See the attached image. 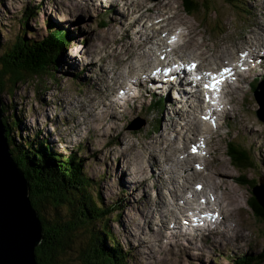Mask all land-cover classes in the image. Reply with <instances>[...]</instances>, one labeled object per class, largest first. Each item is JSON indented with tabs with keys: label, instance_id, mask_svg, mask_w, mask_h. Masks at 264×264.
<instances>
[{
	"label": "rangeland",
	"instance_id": "374dc122",
	"mask_svg": "<svg viewBox=\"0 0 264 264\" xmlns=\"http://www.w3.org/2000/svg\"><path fill=\"white\" fill-rule=\"evenodd\" d=\"M61 1L65 2L66 0H0V46L4 45L6 38L9 39L19 33L21 34L22 29H26L25 36L29 39L47 37L49 26L63 30L62 36H67L66 39L68 40L65 47H63L65 42L59 45L56 50L57 57L54 58L57 60V58L61 57L62 61H64L62 62L63 65L56 61L54 65L52 64L53 66L50 65V68L42 76L26 75L16 83L9 82L8 76H3L2 81L5 84L0 94L3 106L2 117L10 122L8 135L13 137L14 143L23 146L22 144H25V141L27 142V136L39 140L38 134L42 137L43 135H48L49 138L47 137L46 140L52 146L51 152L61 156L72 154L76 162L82 164V174L89 180L90 191L94 195L100 196L103 204H109L114 208V211L105 220L106 228L111 231L112 236L119 242L122 250L126 251L127 264H233L230 257L239 258L244 254L249 255L250 259H255L254 261L257 264H264V220L254 215L248 203L252 193L250 189L238 182L239 180L253 181L256 186H261L262 183L264 185V128L261 130L260 127L253 126L252 128L247 127V131L239 130V128H244L243 123L237 126L236 121L232 117V111L222 119L224 126L220 132V140L218 138L219 144L216 140H213L214 145L216 143L219 147L217 149L219 154L218 170L223 173L215 168H211V173L213 175H216V172L219 175L222 174V176L229 175L228 178L224 179L229 182L227 186L232 194V200L238 204L237 210L232 209V211L234 214L236 213L238 225H243L244 232H249L250 236L241 238V246L238 249L233 248L235 246L234 240L230 248L226 247L223 241L212 244L205 238V241L200 240L195 243L190 238L191 236L187 240H183L185 250L179 255L169 250L173 244H167L165 254L157 256L147 254V249L142 248L141 244H139L140 236L137 226L140 217H142L141 212L144 213V210H152L154 217L151 218L158 220L155 216V211H153L155 190L151 186H148V188L140 186L142 183L141 176H138L135 171L129 174L132 178L129 181L124 175L127 168H121V164L127 163L125 154L130 155L135 150L138 151V155H142V160L144 157L149 158L152 155H156L154 148L152 150H144L139 145H148L151 142L149 141L150 138L153 136L152 140L155 142L156 136L165 127V121L162 118L166 116L167 112L160 111V108L168 100L165 94L168 86L163 85L161 89L157 90L152 84L148 83V88H145L140 84H131V81L127 80L128 82H125L123 87H127V84L128 86L130 85V94H141L139 100H127L123 98L124 91L120 90L121 93L118 91L114 100L122 102V107H118L115 110L112 109V111H114L115 116L121 115L115 119V123H111L114 126L110 127V129L102 130L101 127L97 128L96 125L99 121L96 119L95 111L87 113L85 110H81L80 102L74 101V99L77 98L78 100L82 98L81 96L84 92L92 90L100 92L97 94L96 97L98 99L93 106L98 105L101 101L108 102L110 97V95L108 97V94L115 90L112 87L113 90L107 94L106 87H110L108 83L113 81L114 85L117 84L118 77H123L127 71L136 66L133 60L136 56L128 57L126 55V47L131 46L132 43L127 40L120 42V40H117V36L121 35L122 27L127 28L126 32L130 28L128 34L131 35H142V31H146L144 30L145 26L141 27L139 31L134 30L139 27L136 28L135 23H132L134 18L131 13L137 9L136 7H138L140 1L120 0L118 4L114 5L115 0H90L94 4H99L94 9H89L83 3L72 0L78 8L71 10L65 9V6L60 4ZM172 1L178 4V8L183 15L200 27L201 32L204 31L202 33L209 38L210 42H214L220 37L239 36L252 18L251 7H253L255 14H260L264 10L262 0H193L194 5L198 6L195 10L189 12L188 15V11L184 7L187 0ZM109 4H113V7H108ZM29 5L39 6V10L36 11L34 16L29 17L27 24L19 25L14 18H20L24 7ZM160 9L161 6L159 5L157 10ZM134 12L136 13V11ZM148 24L146 22V27ZM225 27L230 32L225 31ZM112 29L119 30L117 36L113 35V38L109 34ZM187 33L189 34L188 39L192 40V42L197 39L191 35L189 30H187ZM151 47L154 46L151 45ZM141 50H138L139 54H141ZM62 52L71 59L72 63H69L66 58L61 56ZM115 52L117 60L112 56ZM120 54L123 55L125 60L123 65L122 62L117 64V61H119L118 57H121ZM152 58L153 62L155 57L153 56ZM113 64L117 68H114ZM112 68L115 73L110 71ZM149 75L150 72L148 73ZM113 77H115V80H113ZM261 77L262 75L256 76L250 84H244L245 93L243 95L241 92L236 97L235 104L239 108L238 112L250 115L264 125V111H261L264 99L263 97L256 98V93L262 90V87L257 84L258 80H260L259 83L264 80V77ZM89 82L96 87L91 89L92 85ZM253 84H255V87L251 88ZM172 95H174V92L170 89V99L175 100L176 98ZM117 96H122V99H117ZM71 97L74 108H71L73 106L65 100ZM167 106L169 109L170 105L168 103ZM123 108L126 111L122 115L121 109ZM83 113L86 116H82ZM70 121L73 125H75V121H81V124H79L80 130L78 126L76 128L70 127L71 125L67 124ZM85 121L89 126L87 131L82 127V122ZM141 122L142 124L139 128H132V126ZM216 125L211 123L212 128H217L219 124L217 127ZM36 128L41 131L33 134L31 131L36 130ZM122 131L125 133L124 139L119 138L122 135ZM116 133H118L117 136ZM187 133L186 135H192L191 132ZM170 135L172 138L175 137L174 132H171ZM178 136L181 137V134ZM130 142L138 144L131 143L132 149L128 151ZM179 142H181L179 143L181 147L184 141ZM229 142L243 146L254 158L255 166L247 169L246 172H240L237 168H234L228 155ZM201 143L202 141L200 140L196 145H201ZM191 146L193 147V145ZM192 147L188 149V153L196 154L198 152L197 149L193 151ZM155 148L159 152V157L165 155L166 150ZM214 149H212V152ZM150 154L151 156L148 157ZM181 155L182 158H185L186 152H181ZM206 155L207 160H210V162L216 157L214 152L211 155H208V153ZM139 158L140 156H134V160L130 161V165H138L142 161ZM47 159L48 161L44 162L45 164L52 163V160ZM194 167L197 169L201 168L199 164H195ZM189 170H181L179 174H186ZM168 175L169 173L166 176ZM182 175L176 177L178 183L179 181L180 183H185ZM137 178L138 180H135ZM236 178L237 181L234 180ZM123 179L128 180V182L122 181ZM152 179H154V175L146 183L150 185ZM72 180L73 174L71 173L67 181L71 182ZM129 182L135 183V188L129 186ZM164 186H166L165 183ZM173 187L170 186L168 190L164 187V193H166L165 196L167 197L164 202L161 200L163 199L162 197H160L161 199L157 197L158 208L156 213L163 211L162 206L166 204L167 200L171 208L175 207L170 201L173 200L172 197H175L174 193L177 194L180 189L177 187L172 193L171 189ZM192 187L194 190L197 189L195 190L196 192L199 191L200 186L193 185ZM186 194L190 196V192H186ZM206 195L208 196V194ZM53 211L54 209L50 206H45L43 210L47 218L52 217ZM126 213H129L128 217H126ZM215 220H218L217 216ZM125 223L127 226H125ZM129 225L136 230V234L131 231ZM122 226L125 227L122 228ZM141 235H144V233H141ZM233 235L235 236L237 233ZM87 236L81 229L75 232V237H72L73 240L69 242L70 246L66 248L61 258L62 264H87L80 251V247L83 252V249H87V245H89ZM235 238H238V236H235Z\"/></svg>",
	"mask_w": 264,
	"mask_h": 264
},
{
	"label": "bare ground",
	"instance_id": "6f19581e",
	"mask_svg": "<svg viewBox=\"0 0 264 264\" xmlns=\"http://www.w3.org/2000/svg\"><path fill=\"white\" fill-rule=\"evenodd\" d=\"M77 1L83 3L89 9H94V7L99 4H94L90 2V0ZM119 1L120 0H115L113 4L116 5ZM139 1L140 4L136 7L137 9L133 10L131 13L134 18L132 23H135L136 28L139 27L134 30L139 31L141 27L145 26L144 30L146 31L141 30L143 33L142 35H131L128 34L130 28L126 32L127 28L122 27V32H120L121 35L119 37L117 36L119 30L112 29L109 32L112 38L113 35H116L117 40H120V42L127 40L132 43L131 46L126 47V55L128 57L136 56L133 58L136 66L130 69V71H127L123 77H118L117 84L114 85L113 81L108 83L110 87H106L107 94L115 88L111 94H108V97L110 95L108 102L101 101L98 105L93 106L97 102L98 98L96 96L100 92L92 90L84 92L81 96L82 98L79 97L80 99L78 100L76 98L74 101L80 102L79 106L81 110H85L87 113L95 111L96 119L99 121L96 127H101L102 130H108L110 127L114 126V124L111 125V123H115V119L121 115L115 116L114 111H112V109L115 110L118 107H122V102H116L114 100L117 92L123 90V98L127 100H139L141 95H137L136 92H134L136 94H130L131 86H128V84L127 87H123L125 82H128L127 80H130L131 84H140L145 88H148V83L156 85V89L159 90L161 89V85L164 84L163 81L157 78L160 70L167 67L171 69L173 64H175L174 62L178 61L180 58L192 64L195 63L198 73V82H196V85H192V82H195V80L187 76L182 68L173 71V73H168V75H173L175 77V81L168 85L165 93L168 100L160 108V111L167 112L165 117L162 116V120L165 121V127L163 131L156 136L155 142L152 140L154 138L153 136L150 138L149 141L151 142L148 143V145L139 143V146L144 150H152L154 148L156 155L151 156L150 154L148 157H151H144L142 160V155H138V151L135 150L130 155L125 154L127 163L121 164V168H127L124 175L129 181L132 180L129 174L135 171L138 176H141L142 183L140 186H144L145 188L151 186L152 189L155 190V194L153 195V211H155V216L158 220L151 218L154 217L152 210H144L146 214L145 212H141L142 217H140L137 226L140 236V243H138L141 244L142 248L147 249V254L149 253V255L152 256L165 254L167 251V244H173L169 250L179 255L185 250L183 240H187L190 236L195 243L200 240L205 241V239H207V241L209 240L212 244H214V242L223 241L225 246L230 248L234 240L235 246L233 248L238 249V247L241 246V238L250 236V233H245L244 227H242L243 225H238L236 213L234 214L232 211V209L237 210L236 207L238 204L236 201L232 200V194L227 186L229 182L224 179L228 178L229 175L222 176V174L219 175L217 172L216 175H213L211 173V168L218 170L219 165L217 163L219 154L217 153V149L219 148L218 144L221 138L220 132L224 126L222 119L226 114L228 115V113L232 111V117L236 121L237 126L243 123L244 128H239L241 131H247V127L252 128L253 126L257 128L260 127L261 130L264 128L261 122L253 119L254 117L238 112L239 108L236 107L237 104H235L236 97L241 92L243 95L245 93L243 89L245 83L250 84L256 76L262 75L261 78L264 77V10L260 14H255L253 7H251V9L249 8L252 13V18L239 36L236 37L231 35L225 36V38L220 37L214 40V42H210L209 38L202 33L204 31L201 32L198 25L194 24L187 16L182 14L176 2L172 0ZM262 1L264 4V0ZM60 4L65 6V9L67 8L69 10L78 8L72 0H66L65 2L61 1ZM113 4H109L108 7L112 8ZM159 5L161 9L157 10ZM29 6L36 7L34 9L35 13L39 10V6ZM29 6L24 7V9ZM24 9L22 10L21 17L19 16L20 18H14L19 25H21L20 20H23L24 13L26 12ZM134 11H136V13ZM35 13L32 16H34ZM188 13L189 12H187V14ZM28 19L29 17L26 19V24ZM146 22L149 23L147 27ZM187 30L197 39L193 42L188 39L189 34ZM225 31L230 32L226 27ZM173 37L174 39H172ZM6 39L5 44L13 41L15 37L13 36ZM151 45L154 47H151ZM139 49H142L140 51L141 54H139ZM63 53L64 52L61 53V56L66 58L69 63H72L71 59ZM120 55L121 57H118L119 61H117V64L122 62L123 65L125 60L123 59V55ZM112 56L117 60L116 52ZM153 56L155 57V62H152ZM58 62L63 65L62 62L64 61H62L60 57ZM112 66L117 68L114 64ZM222 68H229L231 72L230 74H223V81L218 84V92L212 93L203 91V85L212 77L211 74H220ZM110 71L115 73L113 68ZM149 72L150 75L148 76ZM246 79H248V81H246ZM113 80H115V77H113ZM89 84L92 85L91 89L96 87L90 82ZM170 89H174L177 92V94L174 92V95H172L176 98L175 100L170 99ZM206 95L208 97L207 99H205ZM72 97L66 98L65 100L73 106ZM108 97L106 96L107 99ZM118 98L122 99V96H117V99ZM167 103L170 105L169 109ZM71 108H74V106ZM168 110L170 111L168 112ZM121 111L123 115L126 110L123 108ZM83 115L86 116L84 113L82 116ZM205 117H207V119H205ZM82 123V127L87 131L89 129L88 123L86 121ZM211 123L219 125L218 127L216 125L217 128H212ZM67 124L74 128L78 126L80 130L79 124H81V121H75V125H73L71 121ZM40 131V129L36 128V130L31 132L35 134ZM171 132L175 133V137H170ZM187 132H191L192 135H186ZM124 134V131H122V135L119 138L124 139ZM179 134H181V137L178 136ZM38 135L39 140L27 136V142L33 141L37 146L39 144L48 149L44 143L48 135H43V137L40 136V134ZM117 135L118 133H116V136ZM182 140L184 142L180 147L179 143L181 142L179 141ZM200 140L202 143L197 146L196 143L200 142ZM213 140H216L218 144L216 145L215 143L214 145ZM131 143L135 142H130L128 151L132 149ZM191 145L195 146V149H197L198 152H196V154L188 153V149L192 147ZM48 146H50L48 150L51 151L52 146L50 144ZM155 147L159 150H166L165 155L159 157V152ZM212 149H214L213 152L216 157L210 162V160H207L206 154L208 153V155H211L213 153ZM181 152H186L185 158H182ZM11 156L13 158L12 154ZM134 156H140L139 160H142L138 165H130V161L134 160ZM195 164H199L201 168L197 169L198 166L195 168ZM166 166L169 167L166 168ZM188 169L190 170L186 174H179L181 170L187 171ZM168 173L169 175L166 176ZM153 175L154 179H152L151 184L148 185L146 182ZM180 175L183 176L185 183H180V181L178 183L176 177ZM26 180L28 182V179ZM128 180L123 179L122 181L128 182ZM135 180H138V178ZM164 183L166 186H164ZM193 185L200 186L198 192L195 191L197 189L194 190L192 187ZM129 186L135 188V183L129 182ZM170 186H176L171 189L172 193L177 187L180 189H178L179 192L177 194L174 193L177 199L172 197L173 200L170 201L175 207L171 208L167 200L166 204L162 206L163 211L156 213V209L158 208L157 197H162L163 199H160L164 202L167 198L165 196L166 193H164V187L168 190ZM186 192H190V196H188ZM206 194H208V196ZM128 216L129 213H126V217ZM216 216L218 220H215ZM125 226H127L126 223ZM125 226H122V228ZM129 227L131 231L135 233L136 230L130 225ZM225 229H227V231H225ZM141 233H144V235H141ZM234 233H237L235 236H238V238H235L233 235Z\"/></svg>",
	"mask_w": 264,
	"mask_h": 264
},
{
	"label": "trees",
	"instance_id": "16d2710c",
	"mask_svg": "<svg viewBox=\"0 0 264 264\" xmlns=\"http://www.w3.org/2000/svg\"><path fill=\"white\" fill-rule=\"evenodd\" d=\"M188 12L197 8L193 0L185 2ZM35 6L25 8L23 20L20 23L26 24V19L35 13ZM50 25V24H49ZM48 36L40 39H29L25 36L26 29L21 34L14 36L15 39L1 45L0 51V93L2 92L3 76H8L9 82L16 83L26 75L42 76L50 68V65L59 63L57 49L63 42V47L68 43L67 36H62L63 30L49 26ZM64 40V41H63ZM52 65V66H53ZM255 87V84L251 88ZM3 111V106H2ZM5 126L6 137L10 152L17 165L22 169L30 186V200L37 209L43 229V239L35 248V256L39 264H62L63 257L72 237L79 229L86 233L89 239L87 249L80 247L81 256L87 264H127L126 253L122 250L119 242L112 236L111 231L106 228L105 220L111 215L114 208L111 205L103 204L100 196L90 191L88 178H85L82 164L76 162L72 154L61 156L48 150V141L42 145H34L33 141L18 145L14 143L13 137L8 135L10 122L2 117ZM228 155L232 166L240 172L255 166L254 158L247 150L240 145L228 143ZM49 158L52 163L45 164ZM76 169V171H74ZM74 171V172H73ZM77 172V173H76ZM73 180L67 181L70 174ZM84 176V177H83ZM85 179V181H84ZM237 181V178L234 179ZM246 185L252 192L256 184L253 181H238ZM69 186V187H68ZM72 186V187H71ZM253 213L264 220V210L257 203L253 193L250 201ZM45 206L54 209L51 218H47L43 212ZM60 210V211H59ZM233 264H257L255 259L249 255H242L239 258H231ZM254 262V263H253Z\"/></svg>",
	"mask_w": 264,
	"mask_h": 264
},
{
	"label": "water",
	"instance_id": "95a60500",
	"mask_svg": "<svg viewBox=\"0 0 264 264\" xmlns=\"http://www.w3.org/2000/svg\"><path fill=\"white\" fill-rule=\"evenodd\" d=\"M257 84L262 90L256 93V98L264 99V80ZM1 104L0 97V264H39L35 247L43 239L42 224L30 200L28 182L10 154ZM263 107L264 103L261 111H264ZM141 124H135L132 128L137 129ZM252 193L264 210L263 183L254 186Z\"/></svg>",
	"mask_w": 264,
	"mask_h": 264
},
{
	"label": "snow or ice",
	"instance_id": "6c2138e0",
	"mask_svg": "<svg viewBox=\"0 0 264 264\" xmlns=\"http://www.w3.org/2000/svg\"><path fill=\"white\" fill-rule=\"evenodd\" d=\"M172 39H174V37ZM230 72H231V69H229V68H222L220 70V74H211L212 75V79H211L210 83L205 84L204 87L206 89H209L210 88V89L215 90L217 88V86H218L219 81L224 78V75L223 74H230ZM207 98L208 97L206 95L205 96V99H207ZM205 119H207V117H205ZM193 151H195V146H193Z\"/></svg>",
	"mask_w": 264,
	"mask_h": 264
}]
</instances>
